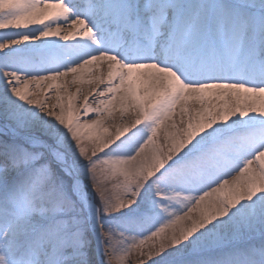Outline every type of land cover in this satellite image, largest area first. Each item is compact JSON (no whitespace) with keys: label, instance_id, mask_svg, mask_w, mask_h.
Returning <instances> with one entry per match:
<instances>
[{"label":"snow or ice","instance_id":"1","mask_svg":"<svg viewBox=\"0 0 264 264\" xmlns=\"http://www.w3.org/2000/svg\"><path fill=\"white\" fill-rule=\"evenodd\" d=\"M0 33V264H264V0H0Z\"/></svg>","mask_w":264,"mask_h":264},{"label":"bare ground","instance_id":"2","mask_svg":"<svg viewBox=\"0 0 264 264\" xmlns=\"http://www.w3.org/2000/svg\"><path fill=\"white\" fill-rule=\"evenodd\" d=\"M7 2V1H6ZM64 2L65 3H68L69 2V0H64ZM73 2L74 3H77V4H80V5H87L88 3H89V0H73ZM69 6L71 7V3H69ZM57 23H59V22H57ZM57 23H52V24H50L49 26L50 27H56L57 26ZM59 26L61 27V29H62V33H63V30H65V29H67L68 27H69V25L68 24H63V23H59ZM0 34H2V33H0ZM78 85H73V86H71V90L72 91H75V87H77ZM177 111H179V109H177ZM128 115V113H125V116H127ZM125 121L124 120H118V121H112V120H110L109 121V123L110 124H115V123H124ZM160 134L161 133H158V138H159V136H160ZM234 174V173H233ZM226 178H229V177H226ZM213 186H215V185H213ZM148 188H149V186H146V189H145V192L144 193H142V196H141V201H138V204H140L141 206H142V202H143V200L147 197V195L149 194V192H148ZM199 194H202V193H199ZM192 195H197V193H192ZM137 206H133V208H136ZM176 207H178V206H176ZM126 212H129V210H125ZM158 215H159V217H160V219L161 220H159L158 222H156L155 223V226L154 227H152V231H155L156 230V228H158V227H165V232H168V231H170V227H166V225H167V223H168V219L170 218V217H168L166 214H164V213H158ZM134 231H135V229H133ZM150 233L149 232H147V231H145V235H149ZM124 260H126V258L124 259Z\"/></svg>","mask_w":264,"mask_h":264},{"label":"rangeland","instance_id":"3","mask_svg":"<svg viewBox=\"0 0 264 264\" xmlns=\"http://www.w3.org/2000/svg\"><path fill=\"white\" fill-rule=\"evenodd\" d=\"M7 0H5L6 2ZM133 230V229H131ZM134 231V230H133ZM140 237L137 236L136 237V243L139 242ZM146 243H150V242H146ZM121 260H122V264H140L139 260L137 259L138 257V250H133L131 253L129 254H124V253H119ZM126 258V260H124Z\"/></svg>","mask_w":264,"mask_h":264}]
</instances>
